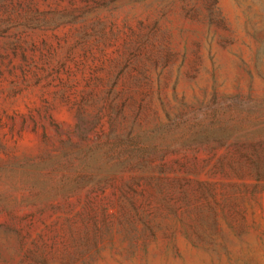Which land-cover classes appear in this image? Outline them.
<instances>
[{
    "label": "rangeland",
    "instance_id": "374dc122",
    "mask_svg": "<svg viewBox=\"0 0 264 264\" xmlns=\"http://www.w3.org/2000/svg\"><path fill=\"white\" fill-rule=\"evenodd\" d=\"M0 264H264V0H0Z\"/></svg>",
    "mask_w": 264,
    "mask_h": 264
}]
</instances>
